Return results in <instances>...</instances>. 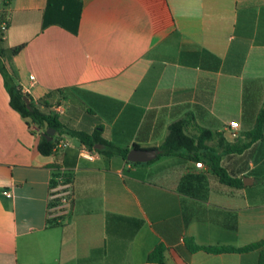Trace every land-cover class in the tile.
<instances>
[{
  "label": "crops",
  "instance_id": "crops-1",
  "mask_svg": "<svg viewBox=\"0 0 264 264\" xmlns=\"http://www.w3.org/2000/svg\"><path fill=\"white\" fill-rule=\"evenodd\" d=\"M45 5H2L0 61L23 91L35 100L62 88L44 97L54 109L66 104L55 112L62 123L99 125L127 149L156 148L169 122L187 117L186 131L198 124L216 132L206 142L222 153L220 163L247 177L226 185L206 164L176 154L132 163L94 151L87 159L78 138L62 130L68 144L41 154V130L9 105L0 72V264H155L145 257L158 242L166 264H257L256 250L189 251L184 239L264 243V124L240 152L218 145L250 127L241 117L244 82L254 113L264 102V0H80L73 29L58 16L44 23ZM206 52L219 59L216 67ZM228 121L237 123L235 137ZM56 170L68 175L69 211L48 225ZM106 212L142 219L123 250L108 239Z\"/></svg>",
  "mask_w": 264,
  "mask_h": 264
},
{
  "label": "trees",
  "instance_id": "trees-1",
  "mask_svg": "<svg viewBox=\"0 0 264 264\" xmlns=\"http://www.w3.org/2000/svg\"><path fill=\"white\" fill-rule=\"evenodd\" d=\"M6 0H0V22L5 20V12L2 5ZM80 0H46V5L43 13L44 23L49 20L48 16H58V20L64 18L68 20V26L72 29L75 25ZM1 41V34H0ZM18 44L11 47V51L15 52L21 47ZM205 52V51H204ZM208 53V52H206ZM2 54V47L0 45V55ZM208 55L213 58V63H208V67H216L219 59L212 54ZM0 72L2 74L3 84L8 93V103L15 109L20 116L24 119L27 125L30 123L36 125L40 130L46 127L54 128V133L50 139H47L42 134H39L37 142V149L41 154H50L54 151V136L59 134V130L66 131L69 135L76 136L80 143L88 149L94 150L104 155L117 153L125 158L127 148L119 146L107 140L101 131V126L96 125L90 130L76 129L66 126L62 123L58 115L53 111L50 104L45 101L44 97L48 96L52 91H60L62 88L47 91L43 96L35 100L25 91L21 86L14 81L11 75L6 71L4 64L0 61ZM249 86V81L243 84V99H242V121L250 127L243 131V137L236 136L234 140L219 139V146L223 153L240 152L247 147L251 142L260 138L263 131L264 124V102L254 113V101L248 97L246 90ZM23 95L28 98L25 103ZM187 117L175 119L167 125V131L162 141L156 147L158 149L155 157L160 155L176 154L186 158L190 161L200 160L206 164L212 173L217 177L218 181L230 185L239 186L242 184L240 177L230 174L224 166L220 163L221 152L217 151L216 147L207 144L206 141L213 138L216 132L195 124V131H186ZM153 158L149 159L152 160ZM128 161V160H126ZM136 163V162H132ZM58 168V167H56ZM57 170L51 179V184L55 182L54 176L57 175ZM189 172L185 171L181 176L183 182L187 179ZM68 178L67 173L65 179ZM57 198L48 200V206L56 203ZM63 217L49 216L46 217V224L54 225L59 224ZM142 219L134 216H127L113 212L105 213V230L110 241L118 242L117 247L121 250L125 248L128 241L132 238L133 234L140 227ZM185 245L189 251L202 249L208 252H246L250 250L257 251V264H264V243L262 241H251L242 245H229V244H198L195 243L191 237H185ZM164 246L158 242L146 254V261L155 264H166L163 256Z\"/></svg>",
  "mask_w": 264,
  "mask_h": 264
},
{
  "label": "built area",
  "instance_id": "built-area-1",
  "mask_svg": "<svg viewBox=\"0 0 264 264\" xmlns=\"http://www.w3.org/2000/svg\"><path fill=\"white\" fill-rule=\"evenodd\" d=\"M5 28V21L0 22V34ZM30 77H32L30 75ZM30 130L38 131V127L32 123L27 125ZM228 135L232 138L235 137L237 132V123L235 121L227 122ZM68 144V140L60 134H55L54 136V150L57 148L65 147ZM78 155L87 159H92L94 157V150L88 149L82 143L78 145ZM194 164L201 167L202 162L200 160H195ZM56 182L50 186L49 198H57L56 203L51 205V208L57 207L58 205H68L69 204V181L65 180L61 175L55 177ZM4 194H9V191L2 190Z\"/></svg>",
  "mask_w": 264,
  "mask_h": 264
},
{
  "label": "water",
  "instance_id": "water-1",
  "mask_svg": "<svg viewBox=\"0 0 264 264\" xmlns=\"http://www.w3.org/2000/svg\"><path fill=\"white\" fill-rule=\"evenodd\" d=\"M25 103L28 102V98L23 95ZM54 133V128L46 127L44 130H41L40 134L45 136L47 139H50L52 134ZM158 152L157 148H136L131 147L127 150L125 159L130 162H145L151 158H153ZM247 176H242V182H245V178Z\"/></svg>",
  "mask_w": 264,
  "mask_h": 264
},
{
  "label": "rangeland",
  "instance_id": "rangeland-1",
  "mask_svg": "<svg viewBox=\"0 0 264 264\" xmlns=\"http://www.w3.org/2000/svg\"><path fill=\"white\" fill-rule=\"evenodd\" d=\"M55 105L59 106L60 108L59 109L52 108L54 112H58V110H60L62 108H65V106H66V104L64 102L59 101V100L56 101ZM99 158H101V156H99L95 160V162L98 161ZM67 187H68V189L70 191V193H69V202H70V195H71L70 184ZM49 211H50L49 214L51 216H55V215L56 216H60L61 215L62 217H66V215L68 214V211H69V204L68 205H58L57 207H54V208L52 207V208H50Z\"/></svg>",
  "mask_w": 264,
  "mask_h": 264
}]
</instances>
